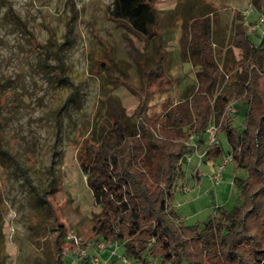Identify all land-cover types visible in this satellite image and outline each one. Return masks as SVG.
<instances>
[{
  "label": "rangeland",
  "instance_id": "1",
  "mask_svg": "<svg viewBox=\"0 0 264 264\" xmlns=\"http://www.w3.org/2000/svg\"><path fill=\"white\" fill-rule=\"evenodd\" d=\"M188 0H155L161 14L160 51L168 82L150 84L147 71L155 65L157 38L146 43L123 22L109 16L113 0H0V79L9 98L3 109L4 147L0 161V191L3 193L4 248L8 264H53L52 225L63 223L69 235L82 241L97 236L92 218L99 210L79 162L83 139L92 131L103 132L104 120L112 114L110 100L127 109L130 121L161 117L197 84V68L182 60L181 48L188 42L189 29L182 19H165ZM212 3L217 9V62L225 78L218 93L230 96L234 111L225 110L232 125L245 128L246 100L237 95L238 78L247 60L243 50L231 42L238 22L256 24L259 12L245 17L251 0H191ZM25 23L9 13V6ZM183 18V15L181 16ZM241 17V18H239ZM246 26V25H245ZM247 35L255 47L264 37V24ZM39 45V46H37ZM46 53L43 52L45 51ZM61 64V76L48 66ZM103 61L105 66L100 69ZM264 86V60L259 69ZM214 121V120H213ZM224 152L229 143L217 123ZM198 151L183 162L184 177L175 188L174 209L188 226L205 222L215 207L230 209L239 201L238 178L246 173L228 163L221 182L211 178L214 162ZM219 157L217 161H221ZM67 264H77L72 248L64 247ZM89 252H93L90 249ZM124 249L120 248V253ZM124 264L119 257H113Z\"/></svg>",
  "mask_w": 264,
  "mask_h": 264
},
{
  "label": "trees",
  "instance_id": "2",
  "mask_svg": "<svg viewBox=\"0 0 264 264\" xmlns=\"http://www.w3.org/2000/svg\"><path fill=\"white\" fill-rule=\"evenodd\" d=\"M155 0H113L109 16L123 22L146 43L157 38L155 65L147 71L150 84L164 86L168 80L160 51L161 14ZM257 12H264V0H251ZM183 9L166 13L182 19L189 29L188 42L181 48L182 60L197 68V84L169 107L161 117L145 119L138 110V120L130 121L127 109L110 100L112 114L104 120L103 132L90 131L79 150V162L86 183L99 210L94 213V236L119 242L123 254L137 264H264V86L260 67L264 60V37L255 47L247 35V26L238 22L232 46L243 50L246 61L239 75L237 95L246 100L245 128L232 125L225 110L230 96L218 93L225 78L217 62V9L212 3L197 4L188 0ZM26 30L11 5L8 9ZM183 15V18L181 17ZM241 18V17H239ZM39 46V45H37ZM46 53L45 51H43ZM43 66L62 75L61 64ZM99 68L105 63L101 61ZM9 98L0 79V161L8 152L4 147L3 109ZM214 120V121H213ZM222 120V131L229 143L236 168L246 173L238 178L239 201L230 209L215 207V214L205 222L188 226L173 206L177 182L184 177L183 162L193 152L186 143L190 134L199 144L205 140L212 122ZM219 143L206 148L205 159L214 162L222 157ZM3 193L0 191V264H8L4 248ZM59 233L53 237V264H67L64 247L74 243L67 239L65 224L52 225ZM77 264H89L83 258ZM109 264H118L116 260Z\"/></svg>",
  "mask_w": 264,
  "mask_h": 264
},
{
  "label": "built area",
  "instance_id": "3",
  "mask_svg": "<svg viewBox=\"0 0 264 264\" xmlns=\"http://www.w3.org/2000/svg\"><path fill=\"white\" fill-rule=\"evenodd\" d=\"M255 9L250 5V8L246 11L245 17L248 16ZM248 20H246V26H248L249 31L252 32L255 29H258L261 24H264V12L259 13L258 21L256 24L248 25ZM228 108L231 111H234L233 103L230 102ZM219 131V126L217 123L212 122L207 128V147L220 143L217 138V133ZM191 147H193V152H197L199 149V144L196 142V136L194 134H190L188 140L186 141ZM206 147V148H207ZM205 150L202 152L201 156L205 155ZM233 161V155L231 152H223L222 160L214 165V171L211 175L212 180L215 184H219L221 182L222 173L228 163ZM68 240H72L74 245L71 247L73 252L78 256V261L83 258H88L89 264H109L110 259L113 257L121 258L124 264H137L133 259L127 257L123 253H120V248L122 244L119 242H108L104 238L96 237L89 241H82L76 235H67ZM90 249H93V252H89Z\"/></svg>",
  "mask_w": 264,
  "mask_h": 264
}]
</instances>
